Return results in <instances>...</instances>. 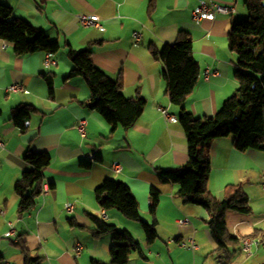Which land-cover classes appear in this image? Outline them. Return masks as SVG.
Listing matches in <instances>:
<instances>
[{
	"label": "crops",
	"instance_id": "1",
	"mask_svg": "<svg viewBox=\"0 0 264 264\" xmlns=\"http://www.w3.org/2000/svg\"><path fill=\"white\" fill-rule=\"evenodd\" d=\"M200 1L232 5L235 12L218 15L215 20H193ZM14 10V17L44 31L61 49L53 56L56 65L47 67L49 53L18 56L11 43L0 40V264H24V256L14 246L25 243L32 256L44 258L43 264L108 263L113 246L111 235L94 238L90 215L127 230L141 244L144 257L132 254L128 264H221L214 253L217 246L208 229L210 216L198 206L183 204L178 198L179 185L165 182L164 171L183 168L187 162V139L179 124L167 122L160 109L178 119L179 108L172 105L168 84L162 76L165 66L153 58L150 47L173 45L180 31L191 34L193 55L200 67L198 83L186 107L199 119L212 118L238 89L235 78L236 57L229 51L228 34L239 20L248 16L243 0H0ZM98 15L104 31L81 26L78 15ZM140 32V43L132 35ZM90 49L93 63L116 80H123L127 98L137 95L146 101L143 115L125 130L112 127L96 111L84 105L90 89L81 77L67 80L73 69L68 47ZM218 72L219 76L213 73ZM207 74L209 78L207 79ZM53 83V92L48 86ZM23 85L28 94H12L7 88ZM32 106L29 128L21 132L11 121L20 106ZM88 120L85 137L77 129ZM48 152L51 164L45 170L47 196L25 216H18L19 198L15 185L29 169L24 161L27 150ZM209 190L219 200L225 188L240 185L247 193L252 213L226 215L230 234L264 242V152H239L233 138L211 144ZM101 162H97V158ZM119 162L123 172L116 174L112 165ZM91 164L88 169L86 165ZM107 179L124 182L135 199L141 219L151 223V191L159 193L157 208L158 238L146 241L139 222L126 219L119 211L100 208L95 192ZM74 204V214L65 211ZM104 215L106 218H104ZM189 218L190 225L178 220ZM14 228L15 236L4 235ZM194 237L196 252L179 247L178 242ZM175 243L170 244L169 241ZM84 249L75 257L77 244ZM237 248L229 264H264V248L246 259Z\"/></svg>",
	"mask_w": 264,
	"mask_h": 264
},
{
	"label": "trees",
	"instance_id": "2",
	"mask_svg": "<svg viewBox=\"0 0 264 264\" xmlns=\"http://www.w3.org/2000/svg\"><path fill=\"white\" fill-rule=\"evenodd\" d=\"M248 16L231 27L228 34L229 51L236 57L235 78L237 91L228 98L222 109L212 118L199 119L191 113L186 103L193 93L200 76V67L193 55L191 34L180 31L173 45L162 49L150 47L153 58L164 64L162 72L168 84V95L172 105L179 108L178 122L187 139V162L183 168L164 171L165 182L179 185L178 198L183 204L204 208L209 216L208 229L216 243L215 254L221 264H229L240 246L241 240L230 234L226 215L234 212L250 215L252 209L247 193L240 185L225 188V198L219 200L209 190L211 174V144L218 139L233 138L239 152L257 150L264 152V0H243ZM0 40L13 44L18 56L45 52L53 55L61 49L44 31L29 22L14 17L12 7L0 3ZM68 47V56L73 64L67 80L81 77L90 89V97L84 105L96 111L112 127L131 129L143 115L146 101L137 95L127 98L123 93V80H114L99 69L92 60L90 49L77 51ZM49 90L53 83L48 80ZM36 109L20 106L11 115V121L21 132L29 128L30 119ZM48 152L27 150L24 161L27 169L15 185L19 198L18 216L23 217L36 205L45 185V170L51 164ZM101 162V158L96 159ZM88 169L91 164L86 165ZM97 202L105 211L117 210L126 219L139 222L146 241L153 243L158 238L157 208L159 193L151 191L150 215L152 222L141 219L138 205L129 187L122 181L107 179L95 192ZM94 238L111 235L113 246L108 263L93 260L91 264H128L132 254L144 257L141 244L127 230L104 219L90 215ZM24 256V264H43L44 258L32 256L25 243L14 244ZM241 252V249H239ZM0 256V262L2 261Z\"/></svg>",
	"mask_w": 264,
	"mask_h": 264
},
{
	"label": "built area",
	"instance_id": "3",
	"mask_svg": "<svg viewBox=\"0 0 264 264\" xmlns=\"http://www.w3.org/2000/svg\"><path fill=\"white\" fill-rule=\"evenodd\" d=\"M235 8L232 5H224L221 3L213 2V1H200L198 7L195 9L193 12V20L196 22H200L203 20H210L213 21L216 19L218 15L222 16H229L234 14ZM79 23L81 26L85 28L89 27H95L98 28L102 31L105 29L101 25V18L98 15H83L80 14L77 16ZM132 38L135 43H140L142 35L140 32H135L132 35ZM53 54L49 53L47 56V59L45 60V65L47 67L54 66L56 65V62L53 60ZM214 76H219L218 72L213 73ZM209 78V74H207V79ZM7 92L12 93V94H18V93H25L28 94L29 91L20 84H14L11 85L7 88ZM161 114L163 118L169 122V123H177L178 119L174 116H171L168 112L167 109H160ZM88 120L83 119L79 122L77 129L80 132L82 137H85L86 135V129L88 126ZM0 146L3 147V144L0 143ZM113 172L116 174H120L123 172V166L119 162H115L112 165ZM261 188L264 191V174L261 176ZM42 196H47L49 194V188L47 185H44L42 192ZM65 211L72 215L74 214V204L73 203H67L65 205ZM0 215L5 216V212L0 209ZM104 218L106 216L104 215ZM177 224L179 226H185V225H190L191 221L189 218L181 219L178 220ZM11 229L9 232H7L4 237L7 239H11L15 236L14 228L10 224ZM170 244L175 243L174 240L169 241ZM179 247L185 250H190L192 252H196L199 247L197 245V242L194 237H190L187 241H180L178 242ZM240 248H241V253L242 255L248 259L254 256L256 250L259 248H264V242L261 239L258 238H253V237H244L241 239L240 243ZM83 245L82 244H77L75 248V257L79 258L83 252Z\"/></svg>",
	"mask_w": 264,
	"mask_h": 264
}]
</instances>
